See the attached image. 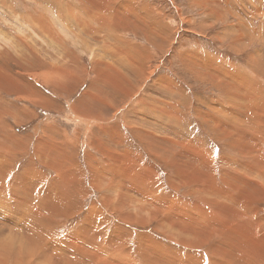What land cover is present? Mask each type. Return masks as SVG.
Listing matches in <instances>:
<instances>
[{
    "label": "rangeland",
    "instance_id": "rangeland-1",
    "mask_svg": "<svg viewBox=\"0 0 264 264\" xmlns=\"http://www.w3.org/2000/svg\"><path fill=\"white\" fill-rule=\"evenodd\" d=\"M100 2L101 0H0V145L4 144L0 150L2 152L5 150L9 157L3 159L0 172L3 167L4 170L9 169L11 174L8 176L9 182H16L21 176L29 189H33L40 176L37 172L41 171V177H45L46 180L44 193L52 189V195L59 192L57 195L59 202L61 203L63 197L65 202L67 194H71L70 185L65 184L59 174L42 163L45 159L48 162L47 158L40 160V152L47 149L46 153L52 156L48 149L59 143L62 149L59 157L61 165L64 166L62 168L71 174V187L82 193L79 195L81 202L75 205L78 208L74 209L76 213L72 216L51 217L52 220L48 219V222L44 223L46 232L44 235H48L46 238H53L51 240H57L61 244L69 240L76 242L75 239L80 241L81 233L90 232L93 227V222L88 228L86 226V221H90L89 210L97 207L102 217L109 223L107 229L111 239L108 242L114 244L112 235H118L114 239L127 240L132 253L137 255L138 259H140L137 253L138 245L153 242L154 246L159 244L162 249L165 247L173 250L177 257L184 252L190 254L195 252L198 246L196 251L198 254H194L203 257L202 264L204 262L212 264L213 250L218 248L215 252L219 260L222 258L219 249L224 245L223 239L226 238L220 236L219 240V235L208 237L209 234H206L208 237L206 239L201 233L200 240L197 239L202 241L201 245L192 238H184L185 241H181L183 238L175 236L164 223L170 215L174 217L178 213L188 215L193 207L206 209L207 204L204 202H208L213 211L211 215L213 224L219 228L215 219L217 215L214 214L216 209L212 204L215 201L207 198L208 194L206 195V191L200 187L208 180L180 178L171 159L180 155L176 142L180 146L183 145L182 147L188 145L195 147L201 154L198 156L208 153V165L204 163L201 169L212 177L217 190L226 188L223 180L226 171L229 172L234 184H239L237 182L243 176L261 181L258 177L263 176L264 169L257 164L250 166L253 159L240 154L231 146L228 138L221 137L217 132L218 127L216 129L212 121L219 123L223 130L231 127L232 133L234 128L238 127L234 122L235 117L241 116L237 112V103L229 98L230 95H227L225 89H231L232 86L235 87L232 89H246L248 95H254L255 89L264 92V0ZM94 12L99 14L94 15ZM118 15L119 17H116ZM93 18L97 19V22ZM106 22H112V25L106 26ZM52 70L56 71L52 73ZM135 70L140 75H136ZM108 72L110 77L105 78ZM114 77L119 78L118 81L121 79L118 89L124 91V95L118 90L115 92L120 81L114 82ZM91 106L97 109H92ZM98 114L101 116L100 119L91 117L92 115L97 117ZM77 115L78 122L73 119L77 118ZM208 117H211V121L207 119ZM91 120L94 122L90 123ZM6 127L8 129H5ZM4 133L11 136L8 137ZM237 133L240 135V131ZM47 134L57 141L55 143L47 141L49 137ZM11 138L14 142L10 140ZM70 139L78 141L72 144L74 141ZM45 142L48 144L43 145ZM101 147L104 153L100 151ZM182 149L180 151L184 152L183 157L186 160L192 159L193 156L190 155L196 154L190 151L187 157L185 149ZM13 150L14 153H11ZM255 153L257 154L256 149ZM166 156L169 160L165 162L163 159ZM263 156L260 158L261 161ZM51 159L52 164H60ZM6 164L10 167L7 168ZM126 164L130 170L139 168L146 182L137 181L135 185L141 189L135 186L131 188V185L128 189L125 186L117 190L109 189L111 187H107L106 184L109 186L111 184L110 175H113L111 169L116 165L123 169L128 166ZM93 166L99 173H92ZM79 173L84 174L83 179ZM93 178H98L97 183L100 184L98 187L92 185ZM34 181L35 183L31 185ZM57 181L62 184L59 188L56 186ZM115 185L119 186L118 183ZM226 189L232 191L233 187ZM143 190L152 191L154 206L152 200L141 195ZM61 193H65V196ZM236 194L234 192L235 196ZM223 195L226 194H220L219 197L223 201H229V198L227 196L224 198ZM30 199L27 200V205L33 207L35 202L33 198ZM74 201L78 199L75 197ZM169 202L173 204L170 206ZM121 203H124V208L120 210ZM242 207L244 208L240 205L243 212L245 209ZM260 207L264 210V203ZM127 211L133 216L125 219L124 213ZM258 216L252 215V221L259 218ZM257 221L259 223L254 229L248 230L251 232L248 235L255 236L256 241H261L259 237L264 235V223L259 219ZM209 225L211 224L206 222L201 228L207 231L211 227ZM48 227H52L53 231ZM232 227L228 230L230 234ZM0 229V239H3V236L4 239L6 236L9 238L11 230L8 229L9 233L6 228L0 226ZM13 234L16 236L18 233L14 231ZM186 240L193 242L186 244L184 243ZM48 241L47 239V244ZM238 245L243 246L239 243ZM225 248L232 253L235 252L229 246L225 245ZM122 251L125 250L121 249ZM260 252L261 254L264 252V246ZM102 254L104 259L109 256L108 252ZM4 255L2 253L1 257ZM236 255L242 263L252 262L254 259L253 264L264 263L260 256L248 260L242 251L236 252ZM262 255L264 256V253ZM37 262L41 264V261ZM10 264L18 262L13 260Z\"/></svg>",
    "mask_w": 264,
    "mask_h": 264
},
{
    "label": "bare ground",
    "instance_id": "bare-ground-1",
    "mask_svg": "<svg viewBox=\"0 0 264 264\" xmlns=\"http://www.w3.org/2000/svg\"><path fill=\"white\" fill-rule=\"evenodd\" d=\"M99 1V0H98ZM106 1V0H105ZM132 0H130L131 2ZM102 2V0H101ZM100 2V3H101ZM129 2V1H128ZM201 2V1H200ZM203 2V0H202ZM90 3V2H89ZM211 3V2H210ZM130 4V3H129ZM201 4V3H200ZM212 4V3H211ZM209 4V5H211ZM96 6V5H95ZM94 6V7H95ZM255 6V5H254ZM92 7V6H91ZM117 7V6H116ZM115 7V8H116ZM121 7V6H120ZM125 8V7H124ZM97 9V8H96ZM100 8H98L99 10ZM128 9V8H126ZM130 9H134L130 7ZM104 10V8H103ZM210 10V9H209ZM108 11V10H107ZM130 11V10H129ZM214 11V9H213ZM100 12V11H98ZM104 12V11H103ZM96 14H99L97 12H94ZM101 13V12H100ZM121 13V12H120ZM119 13V14H120ZM132 15V12H130ZM129 13V14H130ZM212 13V12H211ZM137 13H135L134 15L136 16ZM151 14V12H150ZM213 14V13H212ZM93 15V17H94ZM117 15V14H116ZM99 16V15H98ZM138 16V15H137ZM19 17V16H18ZM29 17V16H28ZM116 17H119L116 16ZM127 17V16H125ZM71 18V17H70ZM100 17H98L99 19ZM103 18V17H101ZM100 18V19H101ZM106 18V17H105ZM123 18V17H121ZM38 19V18H37ZM67 19V18H66ZM92 19V18H91ZM95 19V18H93ZM125 19V18H124ZM130 19V18H129ZM140 19V18H138ZM72 20V19H71ZM97 19H95L96 21ZM112 20V17L110 19V21ZM114 20H116L114 18ZM135 20V19H134ZM141 20V19H140ZM144 20V19H143ZM31 21V20H30ZM41 21V20H40ZM57 21V20H56ZM99 21V20H98ZM101 21V20H100ZM106 21V19H105ZM126 21V20H125ZM132 21V20H131ZM130 21V22H131ZM153 21V19H152ZM155 21V20H154ZM49 22V21H48ZM97 22V21H96ZM95 22V23H96ZM120 22V20H119ZM122 22V21H121ZM127 22V21H126ZM140 22V21H139ZM145 22V20H144ZM44 24L45 21L43 22ZM115 23V22H114ZM125 23V22H124ZM128 23V22H127ZM135 23V22H134ZM152 23V22H151ZM50 26V23H48ZM101 24V23H98ZM103 24V23H102ZM112 25V22H106L105 25ZM141 24V23H140ZM39 25V24H37ZM104 25V26H105ZM36 26V25H35ZM40 26V25H39ZM37 26V27H39ZM42 26V25H41ZM110 26V25H109ZM121 26V25H120ZM43 27V26H42ZM125 27V26H124ZM41 28V27H40ZM48 28V27H47ZM105 28V27H104ZM122 28V27H121ZM52 29V28H51ZM96 29V28H95ZM43 31V30H42ZM50 31V30H48ZM83 31V30H82ZM86 31V30H85ZM96 31V30H95ZM115 31V30H114ZM131 31V30H130ZM144 31V30H143ZM36 32V31H35ZM44 32V31H43ZM64 32V31H63ZM148 32V31H147ZM50 32H47V34ZM72 33V32H71ZM85 33V32H84ZM109 33V32H108ZM149 33H151L149 31ZM86 34V33H85ZM148 34V33H147ZM92 35H94L92 33ZM149 35V34H148ZM111 36V35H110ZM53 37V36H52ZM55 37V36H54ZM57 37V36H56ZM151 37V36H150ZM154 37V35H153ZM242 38V37H241ZM149 39V38H148ZM151 40V38H150ZM123 42V41H122ZM232 42V41H231ZM26 43V42H25ZM28 44V43H27ZM124 44V43H123ZM127 44V43H126ZM26 46V45H25ZM32 46V45H31ZM128 48V47H127ZM120 49V48H119ZM36 50V49H35ZM145 51V50H144ZM144 53V52H143ZM96 59V58H95ZM97 61V60H96ZM109 61V60H108ZM108 64V63H107ZM260 64V63H259ZM53 65V64H52ZM257 65V64H256ZM55 66L57 67V64H55ZM110 67V66H109ZM132 67V66H131ZM59 67H57L58 69ZM133 68V67H132ZM130 68V69H132ZM52 69V68H51ZM108 69V68H107ZM135 69V68H134ZM229 69V67H228ZM227 69V70H228ZM50 70V68H49ZM53 71L56 70H52ZM106 71V70H103ZM102 71V72H103ZM58 72V71H57ZM57 72H54L55 74ZM59 72L60 68H59ZM66 72V71H64ZM68 72V71H67ZM118 71H116L117 73ZM120 72V71H119ZM253 72V71H252ZM44 73V72H43ZM48 73V72H47ZM46 73V75H48ZM63 73V72H62ZM101 73V72H100ZM104 73V72H103ZM107 73V72H106ZM136 75H138L139 73L136 72ZM64 74V73H63ZM105 74V73H104ZM113 74V73H112ZM52 75V74H51ZM50 75V77H51ZM100 75V74H99ZM106 75V74H105ZM118 75V74H117ZM140 75V74H139ZM55 76V75H54ZM104 76V75H103ZM122 76V75H121ZM44 77V76H43ZM49 77V75H48ZM47 77V78H48ZM57 77V76H56ZM100 77V76H99ZM105 78L110 77L109 76V72H108V76H104ZM120 77V76H119ZM123 77V76H122ZM121 77V78H122ZM126 77V76H125ZM60 78V77H57ZM112 78V77H111ZM115 78V77H114ZM52 79V78H51ZM54 79V78H53ZM103 79V78H102ZM119 79V78H118ZM118 79L115 78L114 82H117ZM98 80V79H97ZM113 80V79H112ZM121 80V79H120ZM119 80V81H120ZM118 81V82H119ZM169 81V80H168ZM167 81V82H168ZM240 81V80H239ZM54 82V81H53ZM103 82V81H102ZM112 82V81H111ZM117 82V83H118ZM170 82V81H169ZM99 83V82H98ZM110 83V82H109ZM121 84L120 83L117 85V89L115 90V92H117V90L119 91V86ZM114 85V83H113ZM230 85V84H229ZM246 85V84H245ZM247 86V85H246ZM97 87V86H96ZM115 87V85H114ZM113 87V88H114ZM232 88H235L232 86ZM225 89V91L227 92V95L229 96L230 99L233 100V102L236 104L237 103V112L238 114H240V117H235L234 122L237 124L238 127L234 128V132L232 133L231 127H227L226 130H223L220 128V124L214 122V125L217 129V132L219 133V135H221V137L228 138L231 141V146L236 148V150L242 154L243 156L247 157L250 156L251 159H253V161H250L251 164L250 166H254V164H257L259 166H261L264 169V92L262 93L261 89H255L256 91L253 93L254 95H248L247 94V90L246 89ZM264 90V89H263ZM175 91V90H174ZM121 92V91H119ZM245 94H244V93ZM114 93V92H113ZM124 91L121 92V94H123ZM134 93V92H133ZM173 93V92H172ZM37 94V93H36ZM39 94V93H38ZM124 95V94H123ZM41 96V94H40ZM39 96V97H40ZM38 97V96H37ZM38 97V98H39ZM34 98V97H33ZM36 98V97H35ZM34 98V99H35ZM29 99V98H28ZM154 99V98H153ZM38 100V99H37ZM36 100V102H37ZM35 101V100H34ZM39 101V100H38ZM51 103V102H50ZM233 103V104H234ZM43 104V103H41ZM46 104V103H44ZM53 103H51L52 105ZM47 105V104H46ZM93 105V104H91ZM109 105V104H108ZM48 106V105H47ZM90 106V105H89ZM106 105H104L105 107ZM114 106V105H113ZM51 107V106H50ZM56 106L54 105V108ZM92 107V106H91ZM97 108H99V106L96 105ZM235 107V106H234ZM49 108V107H48ZM53 108V107H52ZM95 108L92 107V109ZM95 108V109H97ZM101 108V107H100ZM103 108V106H102ZM107 108V107H106ZM174 108V107H173ZM152 109V108H151ZM99 110V109H98ZM97 110V111H98ZM101 110V109H100ZM106 110V109H105ZM90 111V110H89ZM157 111V110H156ZM6 112V111H5ZM11 112V111H10ZM14 112V111H13ZM227 112V111H226ZM231 112V111H230ZM234 112V111H233ZM22 113V111L20 112ZM99 113V112H98ZM101 113V111H100ZM141 113V112H140ZM12 114V112L10 113ZM237 114V113H236ZM237 114V115H238ZM1 115V114H0ZM22 115V114H21ZM99 115V114H98ZM202 115V112H201ZM204 115V114H203ZM208 115V114H207ZM205 115L204 117L206 118ZM27 116V115H26ZM25 116V117H26ZM32 116V115H31ZM91 116V115H90ZM89 116V117H90ZM16 117V116H15ZM28 117V116H27ZM77 118H73L75 121H79V115L76 116ZM91 117H94L96 119H100L101 116H97L95 117L94 115H92ZM174 117V116H173ZM24 119V117H22ZM104 118V117H103ZM172 118V117H171ZM245 118V120H244ZM29 119V118H28ZM179 119V118H177ZM208 120L211 121V117L207 118ZM4 120V119H3ZM21 118L18 120L20 121ZM26 120V119H25ZM206 120V119H205ZM23 122V120H22ZM94 120H91L90 123H93ZM99 123V122H98ZM235 125V124H234ZM98 126V125H97ZM3 127V126H2ZM5 127V126H4ZM5 129H8L7 127ZM4 129V130H5ZM104 129V128H103ZM102 129V130H103ZM50 130V129H49ZM52 130V128H51ZM54 130V129H53ZM105 130V129H104ZM56 131V130H55ZM106 131V130H105ZM240 131V135H238L237 132ZM48 132V131H47ZM57 132V131H56ZM8 133V132H7ZM10 133V132H9ZM54 132H52L51 135H53ZM107 133V132H106ZM5 134V133H4ZM148 134V133H147ZM151 134V133H150ZM149 134V135H150ZM6 135V134H5ZM49 135V134H47ZM118 135V134H117ZM123 135V134H121ZM8 136V135H6ZM11 136V135H9ZM8 136V137H9ZM57 136V135H56ZM68 136V135H66ZM116 136V135H114ZM120 135H118L119 137ZM158 136V135H157ZM15 137V136H14ZM146 137V136H145ZM144 137V138H145ZM152 137V136H150ZM7 138V137H6ZM16 139V137H15ZM79 139V138H78ZM77 140H73L74 142H72V144L77 143ZM141 139V136H140ZM152 139V138H150ZM161 139V138H160ZM12 140V138L10 139ZM42 140V139H41ZM44 140V139H43ZM51 143H55L56 141L54 140V138L50 135L47 139V141H49ZM96 140V139H95ZM13 141V140H12ZM69 142V140H66ZM14 142V141H13ZM71 142V141H70ZM95 142V141H93ZM12 143V142H11ZM47 142L43 143V145H47ZM66 143V142H65ZM172 144L174 143L171 142ZM180 143V142H179ZM13 144V143H12ZM93 144V143H92ZM120 144V143H117ZM154 144V143H153ZM4 145L1 144L0 147ZM7 145V144H6ZM9 145V144H8ZM66 145V144H65ZM79 145V142H78ZM100 144L98 143V146ZM176 145L178 147V150L180 152V155L175 156L174 159H171V161L174 163L176 169L178 171L179 177L182 179L185 178H190V179H202L205 180L207 179V182H203L202 185L200 187H202L203 191H206V195L208 194L207 198H210L212 200H214L215 202L212 203L214 204V208L216 209V211H214V214L217 215V217L215 218L217 221V224H219V228L217 229L215 224H213V219L211 217V215H213V211H211L208 202H204L205 204H207L206 209H202V208H198V207H193L190 209L189 214L187 215L186 213H184V215H181L180 213L179 216L178 214H176L177 216H169L166 220H165V224L168 225L170 227V230L172 231V233L176 236H179L180 238H183L181 241H185L184 238L186 239H194L195 241L200 240V234L203 233L202 235L206 238L207 235L209 234L208 237H210V235H216V237L218 236L220 238V236L226 238L225 240L223 239V246L219 245L221 248L219 249V253H221L220 256H222V258H220V260L218 259V256L216 254V252L218 251L217 249L212 252V255L214 260L213 263L214 264H253V261L255 260L254 258L257 256H260L259 258L264 261V256L261 254V249L264 246V235H262L261 237H259V239H261V241H256L254 239L253 236H249V229H254L256 227V225L259 223V221H257L258 219L261 221V223H264V210L261 209L260 205L262 203H264V173H262L263 176L258 177L259 180H256L255 178H249V177H245L243 176L237 183L239 184H234L232 183V180L230 179V174L229 172L226 171V173L223 176V180L226 183V188H230L233 187L232 191L227 190L226 188H222V190H217L216 187L213 184V179L212 177L206 173L204 170L201 169V166L206 163V165H208V153H206L204 156H198L200 154V152L198 151V149H196L195 147L192 148L193 146L188 145L185 147L180 146L177 142ZM14 146V145H13ZM50 146V145H49ZM104 146V145H103ZM6 147V146H5ZM8 147V146H7ZM39 147V146H38ZM46 147V146H45ZM63 147V146H62ZM65 147V146H64ZM67 147H70V145ZM66 147V148H67ZM77 147V146H76ZM75 147V148H76ZM119 147V146H118ZM9 148V147H8ZM12 148V147H11ZM10 148V149H11ZM59 148V149H58ZM93 148V147H92ZM181 148L185 149V153L188 157V155H190V151H194L196 154L195 155H190L193 156L192 159L190 160H186L183 157V153L181 150ZM187 148V149H186ZM3 149V148H2ZM7 149V148H6ZM25 149V148H24ZM98 149V147L96 148ZM105 149V147H104ZM106 149H108L106 147ZM182 149V150H183ZM255 149L257 154L255 153ZM17 150V149H16ZM42 150V149H40ZM39 150V152H40ZM47 150V149H46ZM45 152H40V160L41 159H48V162H46L44 160V162H42L44 165L47 164V166L53 170L56 174H59V177L61 178V180L65 183V184H69L70 185V190H71V194H67V197L65 199V202L63 201V197L61 200V203L59 202L58 199V193L56 195H52L51 190L50 189L47 193H44V182L46 181L44 178L45 177H41V171L37 172L40 176H39V180L38 183L34 184L35 181L32 184H34L33 189H29V186H27L24 181L21 179V176L18 178V180L16 182H9L10 177L9 174V169H5L4 167L2 168L1 172H0V220H2L3 222H0V226L3 228H6V230L9 232V230H11V233L9 234V238L4 239H0V252H2L4 255V257H1L0 253V264H10L11 261L14 260V262H18L22 264V262H26L27 264H40V262L37 261H41V264H202V260L203 257L197 255L198 253L196 252L198 249V246L195 247L197 248L195 252L193 253H181L180 256H176V254H174L169 248H165L163 247L160 248V246H158L159 244L155 245L152 243H148L147 244H143L142 245H138V249H137V253L139 254V258L138 259L137 255H134V253H132L131 250V246H128L129 243L127 240H118V239H114L117 238L118 235H112V242H114V244L109 243V239H111L108 234V221L102 217V213L98 210L97 207H93L92 209L89 210L88 213V217L90 218V221H86V226L88 228L89 224H91V222H93V227L91 228V231L88 232L86 231V233H81L82 235H80L79 237L81 238L80 241L75 239L76 242L69 240L66 243L61 244V242L59 243L57 240H51L49 238H46V235H44V230H45V222H48V219L52 220L51 217H56V216H72L73 214L76 213V211L74 209H77L75 207L76 204H78L79 202H81V198L79 197L80 194H82L80 191H76L74 190L71 185H72V180H71V174H69V172L65 171L63 168L64 166L61 165V160L59 159L60 157V153L62 151V149H60V145L59 143H57L56 145H52L50 147V149H48L51 153L52 156L49 155L48 153ZM64 150V148H63ZM99 150V149H98ZM176 150V151H178ZM5 150H3V152L0 150V166H3V159L5 160L8 156V154L6 155ZM102 153H104L103 147H101L100 150ZM107 151V150H106ZM105 151V152H106ZM38 152V150H37ZM203 151H201L202 153ZM4 153V154H3ZM14 153V150L11 152ZM10 153V154H11ZM21 153V152H18ZM25 153V152H24ZM23 153V155H24ZM50 153V154H51ZM64 153V152H63ZM111 153V152H110ZM153 153V152H152ZM205 153V152H204ZM255 153V155H254ZM109 154V153H107ZM162 154V153H161ZM164 154V153H163ZM174 154V153H173ZM179 154V153H178ZM193 154V153H192ZM15 155V154H14ZM112 155V153H111ZM175 155V154H174ZM201 155V154H200ZM238 155V154H236ZM22 156V155H21ZM63 156V155H62ZM105 158L107 157L106 154L104 155ZM110 156V154H109ZM159 156V155H158ZM211 156V155H210ZM263 156V161H261V157ZM6 157V158H5ZM70 157V156H69ZM161 157V156H160ZM9 158V157H8ZM11 158H13V156H11ZM33 158V157H32ZM38 158V157H37ZM56 160V162H60V164L55 165L52 164V159ZM241 158V157H240ZM248 158V157H247ZM16 159V158H15ZM239 159V158H238ZM8 160V159H7ZM13 160V159H12ZM65 160V159H64ZM93 160V159H92ZM95 160V159H94ZM99 160V159H98ZM165 160V162L167 160H169V158L166 156V158L163 159V161ZM101 161V160H100ZM40 162V163H41ZM55 162V161H54ZM66 162V160H65ZM64 163V162H63ZM97 163V162H96ZM172 163V164H173ZM231 163V162H230ZM234 163V162H233ZM65 164V163H64ZM109 164V163H108ZM130 164V163H129ZM226 164V163H225ZM7 165V164H6ZM39 165V164H38ZM122 165V164H120ZM128 164H126L127 166ZM228 165V164H227ZM256 165V166H257ZM31 166V165H30ZM72 166V165H71ZM123 166V165H122ZM10 167V165H7V168ZM12 167V164H11ZM40 167V166H39ZM63 167V168H62ZM104 167V166H103ZM107 167V166H106ZM114 167V165H113ZM124 167V166H123ZM132 167V166H130ZM258 167V166H257ZM29 168V167H28ZM116 168H118V170H116ZM39 169V168H38ZM139 169V168H138ZM130 170L129 169V165L123 169H120L119 167H117V165L111 169V171L113 172V175L111 177V184L110 186L108 184H106L107 187H111L109 189H113V190H117L119 189L121 186H125V188H129V185H131L130 187H134L138 188L135 184L138 182L142 183V182H146V180L144 179L145 176L143 175V173L138 170ZM145 169V168H144ZM4 170V171H3ZM13 170V168H12ZM31 170V168H30ZM109 170V169H108ZM28 171V170H27ZM33 171V170H32ZM35 171H38L35 169ZM99 173L97 171V168H95L93 166V170L92 173L96 174ZM105 172V171H104ZM145 172V171H144ZM34 173V172H32ZM83 173V172H82ZM2 174V175H1ZM81 175V173H79ZM112 174V173H111ZM11 175V174H10ZM84 175V174H83ZM81 175V177L83 176ZM2 177V178H1ZM80 177V176H79ZM92 177V175H91ZM26 178V177H25ZM36 178V177H35ZM85 178V177H84ZM34 179V178H33ZM75 179V178H74ZM81 179V178H80ZM83 179V177H82ZM99 179L101 181H103V179L101 178V176H99ZM153 179V178H152ZM98 178H93V183L92 185H95L96 187H98L100 184L97 183ZM61 181V182H62ZM77 182V181H76ZM92 182V181H91ZM105 182H107L105 180ZM194 182V181H193ZM11 183V184H9ZM74 183V182H73ZM118 183L119 186H116L115 184ZM189 183V182H187ZM199 183V182H198ZM160 184V183H159ZM200 184V183H199ZM207 184V185H206ZM242 184V185H241ZM60 184L59 181L56 182V186L57 188H59ZM76 185V184H74ZM190 185V183H189ZM206 185V186H205ZM195 186V185H194ZM198 186V185H197ZM50 187V186H49ZM63 186H61L62 188ZM75 187V186H74ZM52 188V187H51ZM77 188V187H76ZM75 188V189H76ZM69 189V186H68ZM97 189V188H96ZM123 189V188H122ZM121 189V190H122ZM141 189V188H138ZM33 190V191H32ZM58 190V189H57ZM60 190V189H59ZM66 190V189H65ZM83 190V189H82ZM120 190V191H121ZM132 190V189H131ZM136 190V189H135ZM197 190V189H196ZM200 190V189H199ZM32 191V192H31ZM63 191V190H62ZM84 191V190H83ZM82 191V192H83ZM109 191V190H108ZM112 191V190H111ZM124 191V190H123ZM128 191V190H127ZM57 192V191H56ZM89 192V191H87ZM86 192V193H87ZM117 192V191H116ZM129 192V191H128ZM137 193L139 192L136 191ZM134 191V193H136ZM150 192V194H148ZM234 192H236V196L234 195ZM31 193V194H30ZM67 193V192H65ZM65 193H61V195L63 194L65 196ZM202 193V192H201ZM200 193V194H201ZM84 194V193H83ZM90 194V193H89ZM116 194V193H115ZM196 194V193H194ZM192 194V195H194ZM199 194V191H198ZM222 194H226L224 196V198L227 196L229 199V201H223V199L221 197H219V195ZM86 195V194H85ZM119 195V194H118ZM121 195V193H120ZM123 195V194H122ZM128 195V194H127ZM136 195V194H135ZM138 195V194H137ZM143 197L149 198L150 200H152L153 202V206H154V196L152 195V191H148L146 190L144 192L143 190V194H141ZM197 195V194H196ZM203 195V194H202ZM131 196V195H128ZM61 197V196H60ZM59 197V198H60ZM77 198L78 201H74V198ZM86 197V196H84ZM83 197V198H84ZM108 197V196H107ZM126 197V196H125ZM133 197V196H132ZM31 198L30 200H34L35 203H33V207H31L30 205H27V200ZM82 198V199H83ZM104 198V197H103ZM61 199V198H60ZM108 199V198H107ZM105 200V199H104ZM122 200V199H121ZM125 200V199H124ZM134 200V199H133ZM132 200V201H133ZM135 201V200H134ZM139 201V200H138ZM137 201V202H138ZM185 202L186 199L184 200ZM64 202V203H63ZM107 202V201H105ZM128 202V201H127ZM235 202V204H234ZM189 203V202H188ZM170 206L173 204L171 202H169ZM82 205V204H81ZM85 205V203H84ZM128 205V204H126ZM131 205V204H130ZM190 205V204H189ZM240 205L244 206V208L242 207L243 212L240 209ZM106 206V205H105ZM108 207V204H107ZM113 207V206H112ZM115 210V207H113ZM112 208V209H113ZM124 208V203H121V209ZM151 208V207H150ZM71 209V210H70ZM139 210V208H138ZM124 211V210H123ZM134 211V210H133ZM149 211V210H148ZM182 211V209H181ZM121 212V211H120ZM135 212V211H134ZM138 212V211H137ZM143 212V210H142ZM263 212V214L261 215L260 213ZM124 213V212H123ZM130 211H127L126 214L124 213V217H126L125 219H128V217H132L133 215L129 214ZM29 214L31 216H29ZM46 214H48V217L46 218ZM50 214V216H49ZM14 217H12V216ZM252 215H259V218L253 219L251 216ZM16 217V218H15ZM86 216V218H88ZM137 217V216H136ZM85 218V219H86ZM57 219V218H56ZM59 219V217H58ZM130 219V218H129ZM246 219V220H245ZM54 220V219H53ZM60 220V219H59ZM239 220V221H237ZM257 222H255V221ZM84 221V220H83ZM137 220H135L136 222ZM207 222V224H211L209 225V229H207V231L203 230L201 227ZM60 223V222H59ZM138 223V222H137ZM50 224V223H49ZM216 224V225H217ZM48 225V223H47ZM235 225V226H234ZM208 226V225H207ZM234 226V228L232 227ZM82 227V226H81ZM206 227V226H205ZM204 227V228H205ZM229 227H232V234L229 233ZM49 228V227H48ZM52 228V227H51ZM51 228H49L50 230H52ZM9 229V230H8ZM83 229V228H82ZM4 231V230H3ZM14 231H16V233H18L16 236H14ZM53 231V230H52ZM258 231V229H257ZM1 232V229H0ZM78 232V231H77ZM80 232V231H79ZM251 233V232H250ZM253 233V232H252ZM256 233V232H255ZM258 233V232H257ZM261 233V232H260ZM56 234V233H55ZM206 236H205V235ZM227 234V235H226ZM264 234V233H263ZM52 235V234H51ZM50 235V236H51ZM74 235V234H73ZM76 235V234H75ZM201 235V239L204 241L205 239H203L204 237ZM251 235V234H250ZM260 235V234H259ZM48 237V235H47ZM75 237V236H74ZM78 237V238H79ZM207 237V238H208ZM63 238V237H62ZM72 238V237H71ZM77 238V237H76ZM122 238V237H121ZM206 238V239H207ZM48 241V244L46 242V240ZM56 239V238H55ZM198 239V240H197ZM213 239V238H212ZM215 240V239H214ZM217 240V239H216ZM221 240V238L219 239ZM239 241V244H243V246L238 245V243L236 241ZM63 241V239H62ZM102 241V242H101ZM109 241V242H108ZM65 242V240H64ZM193 240H186V244H190L192 243ZM200 242L202 241H198V243L200 244ZM195 243V242H194ZM247 243V244H246ZM50 244V245H49ZM183 244V243H182ZM204 244V243H202ZM209 244V242H208ZM222 244V243H221ZM124 245V246H123ZM173 245V244H172ZM181 245V243H180ZM201 245V244H200ZM226 246H229L230 248L234 249V253H232L229 249L225 248ZM145 246V247H144ZM189 246V245H188ZM214 246V245H213ZM217 246V245H216ZM215 246V247H216ZM241 246V249H240ZM177 247V246H176ZM185 247V245H184ZM189 248V247H187ZM191 248V247H190ZM204 248V247H203ZM209 248H211L209 246ZM121 249H124L125 251L121 252ZM195 249V248H194ZM200 249V248H199ZM214 249V248H213ZM211 250V249H210ZM182 251V250H181ZM188 251V250H187ZM191 251V250H189ZM233 251V250H232ZM243 252L244 256L250 260V258L254 259L251 261H247L246 263H242L241 259L236 255V252ZM102 252H108L109 256L107 257V259H104L102 257ZM192 252V251H191ZM186 253V254H185ZM197 253V254H194ZM207 253V252H206ZM180 254V253H179ZM201 255V254H200ZM206 255V254H205ZM105 256V255H104ZM122 256V257H121ZM244 257V258H245ZM243 258V256H242ZM44 259V260H43ZM129 259V260H128ZM36 261V262H35ZM211 261V259H210ZM251 262V263H250ZM209 263V262H208ZM204 264H206L204 262ZM258 264V263H257ZM261 264V262L259 263ZM264 264V263H262Z\"/></svg>",
    "mask_w": 264,
    "mask_h": 264
}]
</instances>
